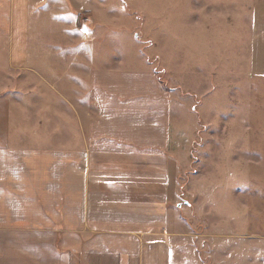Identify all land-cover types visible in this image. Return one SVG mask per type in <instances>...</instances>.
Instances as JSON below:
<instances>
[{
	"label": "crops",
	"instance_id": "1",
	"mask_svg": "<svg viewBox=\"0 0 264 264\" xmlns=\"http://www.w3.org/2000/svg\"><path fill=\"white\" fill-rule=\"evenodd\" d=\"M39 1L0 0V52L22 71H0V264H168L167 91L117 50L46 44ZM253 14L264 38V0Z\"/></svg>",
	"mask_w": 264,
	"mask_h": 264
},
{
	"label": "rangeland",
	"instance_id": "2",
	"mask_svg": "<svg viewBox=\"0 0 264 264\" xmlns=\"http://www.w3.org/2000/svg\"><path fill=\"white\" fill-rule=\"evenodd\" d=\"M256 2L40 0L36 8L45 43L117 50L127 68H151L167 91L168 264H264V48L253 51L264 38L253 30ZM0 56L10 84L22 71ZM118 257L104 252L97 264Z\"/></svg>",
	"mask_w": 264,
	"mask_h": 264
}]
</instances>
